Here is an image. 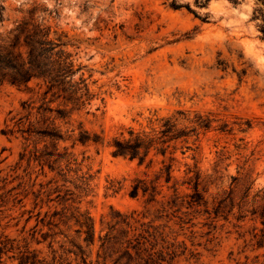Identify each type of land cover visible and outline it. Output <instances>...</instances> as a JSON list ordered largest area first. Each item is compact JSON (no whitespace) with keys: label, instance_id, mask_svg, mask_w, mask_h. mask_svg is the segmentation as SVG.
I'll use <instances>...</instances> for the list:
<instances>
[{"label":"rangeland","instance_id":"1","mask_svg":"<svg viewBox=\"0 0 264 264\" xmlns=\"http://www.w3.org/2000/svg\"><path fill=\"white\" fill-rule=\"evenodd\" d=\"M0 5L1 32L30 18L48 26L53 37L67 43L81 67L76 79L83 76L90 89L85 105H69L66 117L57 118L56 112L39 113L43 90L36 82L30 91L0 84L5 233L65 230L48 221L55 212L68 211L70 217L79 207L95 225L93 264L99 236L112 225L114 232L148 239L163 264H264L260 1L0 0ZM53 100L56 108L61 100ZM32 101L33 109L25 106ZM165 117L195 130L187 142L176 144L173 179L161 178L153 199L150 191L132 196L138 180L156 179L170 153L152 151L141 164L113 155V139L128 137L130 128L149 131ZM30 122L37 130L54 122L62 138L23 132ZM83 131L99 141L82 143ZM69 224L77 227L74 219ZM49 241L33 246L47 253Z\"/></svg>","mask_w":264,"mask_h":264},{"label":"trees","instance_id":"2","mask_svg":"<svg viewBox=\"0 0 264 264\" xmlns=\"http://www.w3.org/2000/svg\"><path fill=\"white\" fill-rule=\"evenodd\" d=\"M264 5V0H258ZM3 6L0 5V20L2 18ZM264 34V25L262 27ZM67 43L60 38L51 35L48 26L37 23L34 19H23L12 28L0 31V84L9 83L18 88L30 91L31 83L36 82L41 93V104L37 107L42 115L56 112L57 118L66 117V108H80L90 100V89L85 78L76 75L81 67L76 68L73 55L67 50ZM49 96H51L49 98ZM60 99L61 103L52 107L51 103ZM34 101L25 106L33 109ZM24 106V107H25ZM42 111V112H41ZM22 119V118H21ZM20 119V120H21ZM20 123H23L21 121ZM195 129L187 130L179 128L177 119L174 117L161 118L160 125L151 130L136 131L130 128L128 137L118 136L113 139L112 153L115 156L138 159L142 164L152 151L165 157L170 153L169 163L162 160L163 167L160 169L156 179L149 184L145 180H138L132 187L131 195H138L142 190L144 193L150 191L152 199L157 193L156 183L164 178L166 182L173 179V164L177 161L174 153L178 141L187 142L189 133ZM31 134L43 135L52 139H61V130L50 123L44 129H35L30 122L27 130ZM91 138L87 131L80 134L79 141L87 142L93 140L98 142V136ZM172 148L173 151H169ZM182 153H185L184 151ZM153 163V158L150 159ZM192 172L189 169L188 173ZM193 179L185 183L190 184ZM200 185V173H195L193 185L195 193H198ZM194 193V194H195ZM55 212L48 225L59 229L65 226V230L50 233L42 230H33L21 237H11L1 229L0 225V264H7L9 260L18 264H93L91 259L92 246L96 241V230L92 217L79 207L69 217L66 213ZM59 215V220H55ZM264 218V210L260 212ZM74 219L75 229H72L70 221ZM264 224V219H263ZM25 231V230H24ZM74 232V235L71 232ZM115 225L110 227L104 235L99 236L100 247L97 251L96 264H163V258L156 257L153 252L154 246H147L148 239L144 236L130 237L129 231L117 230ZM40 234V237H38ZM63 237L62 242L57 237ZM47 243V253L42 248L34 247ZM161 256V255H160Z\"/></svg>","mask_w":264,"mask_h":264}]
</instances>
